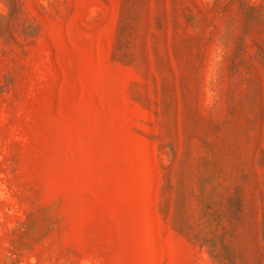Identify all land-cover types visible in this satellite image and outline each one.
I'll return each mask as SVG.
<instances>
[{
  "label": "rangeland",
  "instance_id": "374dc122",
  "mask_svg": "<svg viewBox=\"0 0 264 264\" xmlns=\"http://www.w3.org/2000/svg\"><path fill=\"white\" fill-rule=\"evenodd\" d=\"M0 264H264V0H0Z\"/></svg>",
  "mask_w": 264,
  "mask_h": 264
}]
</instances>
